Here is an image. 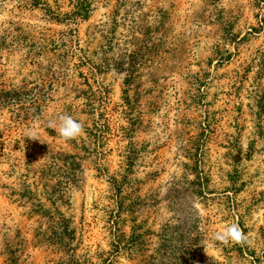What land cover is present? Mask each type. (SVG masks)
Returning a JSON list of instances; mask_svg holds the SVG:
<instances>
[{
  "label": "rangeland",
  "instance_id": "obj_1",
  "mask_svg": "<svg viewBox=\"0 0 264 264\" xmlns=\"http://www.w3.org/2000/svg\"><path fill=\"white\" fill-rule=\"evenodd\" d=\"M0 264H264V0H0Z\"/></svg>",
  "mask_w": 264,
  "mask_h": 264
},
{
  "label": "clouds",
  "instance_id": "obj_2",
  "mask_svg": "<svg viewBox=\"0 0 264 264\" xmlns=\"http://www.w3.org/2000/svg\"><path fill=\"white\" fill-rule=\"evenodd\" d=\"M83 132L84 129L82 124L73 120L69 116L60 117L58 133L65 142L79 138ZM214 239H218L224 244H228L229 242L240 244L243 243L246 238L239 226L234 224L217 233Z\"/></svg>",
  "mask_w": 264,
  "mask_h": 264
},
{
  "label": "trees",
  "instance_id": "obj_3",
  "mask_svg": "<svg viewBox=\"0 0 264 264\" xmlns=\"http://www.w3.org/2000/svg\"><path fill=\"white\" fill-rule=\"evenodd\" d=\"M117 208H118V209H120V207H119V206H118Z\"/></svg>",
  "mask_w": 264,
  "mask_h": 264
}]
</instances>
